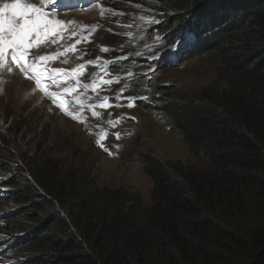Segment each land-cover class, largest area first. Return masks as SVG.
<instances>
[{
    "label": "trees",
    "instance_id": "obj_1",
    "mask_svg": "<svg viewBox=\"0 0 264 264\" xmlns=\"http://www.w3.org/2000/svg\"><path fill=\"white\" fill-rule=\"evenodd\" d=\"M161 1L170 19L147 32L166 37L160 53L174 59L158 66L217 57L210 87L195 95L160 87L168 97L152 105L205 167L137 149L152 184L144 208L137 192L100 189L89 175L38 160L30 178L19 174L13 152L0 149V205L12 212L10 238L0 240L11 241L17 263L264 264V0ZM184 30L198 39L172 51ZM136 36L140 48L146 37Z\"/></svg>",
    "mask_w": 264,
    "mask_h": 264
},
{
    "label": "rangeland",
    "instance_id": "obj_2",
    "mask_svg": "<svg viewBox=\"0 0 264 264\" xmlns=\"http://www.w3.org/2000/svg\"><path fill=\"white\" fill-rule=\"evenodd\" d=\"M30 2L39 6V0ZM163 7L161 0H71L69 5L58 6L56 19L65 22V30L57 43L34 48L31 55L55 57L46 66L63 69L66 75L58 74L55 84L43 87L53 95L65 94L66 100L58 96V102H63L65 109L79 120L61 111L18 69L12 73L0 70V149L13 152L19 174L30 178V163L38 160L51 172L89 175L100 189L137 192L147 208L151 204L152 184L139 166L137 149L146 148L168 163H181L196 170L205 167L206 161L189 154L181 134L152 105L157 98L168 97L160 87L176 86L189 95L210 87L217 78V57L209 52L177 66H158L155 56L161 52V43L154 35L149 38L147 31L158 25L150 18L159 19V24L170 19L171 13L168 15ZM136 33L146 37L140 48L141 37L136 40ZM77 39L81 43L76 44ZM102 48L108 51H101ZM118 57L127 64L105 71ZM79 65L86 67L82 75L76 76L71 70ZM150 66L154 71L149 70ZM117 79L119 83H104ZM121 88L124 97L136 98L134 107L126 106L127 99L116 100ZM103 97L109 98L108 103L124 106L102 109L99 104L105 103ZM93 110L97 112L95 117ZM118 117L120 121L113 127L109 121L115 122ZM116 132L121 133L118 140ZM105 133L107 137L102 138ZM109 151L113 154L109 155ZM3 179L5 176L0 173V181ZM10 213L0 205V239L11 230L7 223ZM8 239L0 240V264H21L17 262L22 259L11 257Z\"/></svg>",
    "mask_w": 264,
    "mask_h": 264
},
{
    "label": "snow or ice",
    "instance_id": "obj_3",
    "mask_svg": "<svg viewBox=\"0 0 264 264\" xmlns=\"http://www.w3.org/2000/svg\"><path fill=\"white\" fill-rule=\"evenodd\" d=\"M70 3L71 0H39V6L29 2V0H4V2L0 3V70L12 73L14 68L18 69L25 78L33 80L36 88L40 89L53 104L61 109V111L65 112V114L70 116L73 120H79L78 116L65 109V104L63 102H58V96L60 99L66 100L65 94L53 95L43 87L44 84H55L60 78L58 74L66 75L63 69H49L46 66L47 62L53 60L55 57L40 55L38 58H32L31 55V50L34 48L57 43V38L60 37L61 33L65 30V22L56 19L59 11L58 5H69ZM150 22L159 24L161 21L152 17L150 18ZM68 23L72 22L70 21ZM93 31H95V28H93ZM90 34L91 33H89V35ZM162 39H166V37H156L158 42ZM196 39L198 38L194 32L184 30L177 41L174 42L172 51L176 50L175 46L182 48L191 44ZM79 43H81V39L76 40V44ZM101 51H108V49L102 48ZM155 58L164 60L165 62H170L174 59L171 52L168 51L157 53ZM119 59H123V57L116 58V60ZM98 60L99 58H97V61ZM63 62L67 63V60ZM87 63L93 64L96 62L88 61ZM85 67L86 65H79L73 68L71 72L76 76L82 75V70ZM109 70L110 69L105 68V71ZM149 70L154 71L151 66ZM128 75L130 76L132 74L129 73ZM113 82L119 83L120 81L119 79L115 81H104L106 84H111ZM77 87H79L78 80ZM84 87L87 88V85ZM93 90L95 91V89ZM123 92L124 88H121L116 96V100L127 99L129 103L126 106L129 108L134 107V100L136 98L124 97ZM143 98L147 99V97ZM103 100L105 103L99 104V107L102 109L124 106L119 103L116 105L108 103V97H103ZM80 107L83 106L81 105ZM92 115L94 117L97 116V112L93 110ZM109 115H111V113H109ZM130 119H134V117ZM119 121L120 118L118 117L115 122L109 121V123H111L113 127H116ZM106 137L107 133H105L102 138ZM115 138L117 140L120 139L121 133L116 132ZM97 144L103 147L99 140H97ZM105 150L107 151V149ZM108 154L112 155L113 153L109 151Z\"/></svg>",
    "mask_w": 264,
    "mask_h": 264
},
{
    "label": "bare ground",
    "instance_id": "obj_4",
    "mask_svg": "<svg viewBox=\"0 0 264 264\" xmlns=\"http://www.w3.org/2000/svg\"><path fill=\"white\" fill-rule=\"evenodd\" d=\"M29 2H30V0H29Z\"/></svg>",
    "mask_w": 264,
    "mask_h": 264
}]
</instances>
